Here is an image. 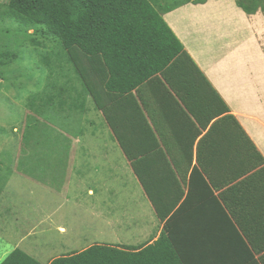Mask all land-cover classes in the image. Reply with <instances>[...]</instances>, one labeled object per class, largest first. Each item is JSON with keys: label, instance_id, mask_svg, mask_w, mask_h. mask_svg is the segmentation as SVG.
Wrapping results in <instances>:
<instances>
[{"label": "trees", "instance_id": "16d2710c", "mask_svg": "<svg viewBox=\"0 0 264 264\" xmlns=\"http://www.w3.org/2000/svg\"><path fill=\"white\" fill-rule=\"evenodd\" d=\"M189 2L206 0H8L0 11L64 49L81 92L60 86L47 101L81 111L91 97L161 224L140 245L93 244L48 264H264V156L162 16ZM235 2L264 15V0ZM0 264L42 263L15 248Z\"/></svg>", "mask_w": 264, "mask_h": 264}, {"label": "rangeland", "instance_id": "374dc122", "mask_svg": "<svg viewBox=\"0 0 264 264\" xmlns=\"http://www.w3.org/2000/svg\"><path fill=\"white\" fill-rule=\"evenodd\" d=\"M7 2L0 0V11ZM223 5L208 0L203 9L226 22L219 13ZM33 38L44 46L34 45ZM49 38L0 15V262L15 248L47 264L93 244L137 246L160 230L129 161L87 93L81 111L60 107L57 96L47 101L60 86L81 92L64 49ZM34 93L39 111L27 106ZM28 116L35 117V133L23 145ZM256 118L262 131L264 120ZM59 224L66 233L57 231Z\"/></svg>", "mask_w": 264, "mask_h": 264}, {"label": "crops", "instance_id": "0c3cea01", "mask_svg": "<svg viewBox=\"0 0 264 264\" xmlns=\"http://www.w3.org/2000/svg\"><path fill=\"white\" fill-rule=\"evenodd\" d=\"M207 1L202 4L189 2L163 13L162 16L227 105L228 111L225 114L234 115L264 156V135L261 133L264 127L261 131L253 124L254 121H260L256 118L257 115H261V120H264V48H261L264 43V15L260 10L254 14H246L236 5L235 0H209L224 3L219 8V13L226 18L225 22L220 20L217 13L203 9ZM250 18H256L259 23L255 25L249 22ZM94 110L97 114L101 113L96 108ZM94 112L92 114L95 116ZM249 118L252 123L248 122ZM108 130L110 138L115 140L111 130ZM197 142L198 139L194 142V148ZM117 145L119 146L118 143ZM56 229L58 232L63 230L60 233H66L63 225H57ZM64 255L67 254L60 256Z\"/></svg>", "mask_w": 264, "mask_h": 264}, {"label": "clouds", "instance_id": "9594fccd", "mask_svg": "<svg viewBox=\"0 0 264 264\" xmlns=\"http://www.w3.org/2000/svg\"><path fill=\"white\" fill-rule=\"evenodd\" d=\"M245 131V130H244ZM246 133V132H245ZM248 135V134H247ZM248 137H249V135H248ZM250 138V137H249ZM251 139V138H250ZM252 140V139H251Z\"/></svg>", "mask_w": 264, "mask_h": 264}]
</instances>
